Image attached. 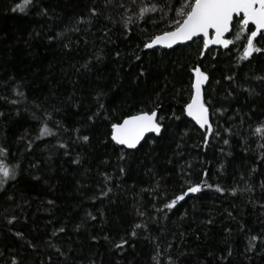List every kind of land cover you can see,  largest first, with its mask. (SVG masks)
<instances>
[{
    "label": "trees",
    "instance_id": "trees-1",
    "mask_svg": "<svg viewBox=\"0 0 264 264\" xmlns=\"http://www.w3.org/2000/svg\"><path fill=\"white\" fill-rule=\"evenodd\" d=\"M17 2L21 0H0V97L7 98L0 99V112L4 113L0 117V146L9 148L13 159L21 161L22 167L29 173L41 176L36 181L31 175H24L15 189L17 195L27 201L22 208L16 209L21 219L15 223V229L23 231L40 251L33 255L31 249L21 248L23 241H17L8 232L6 224L2 222V216L7 214V205L2 201L0 246L11 251L21 250L29 257V264H39V261L48 264L49 253L52 254L51 264H63V258H59L42 241L48 238L53 225H66V233L61 234L59 241L54 239L53 243H58L64 249L70 246L74 250L71 255L75 258V264H88L90 259L95 260L96 264H154V243H150V240L156 239H159L162 250L159 257L161 264H168L169 257L173 264H228L221 257L227 255L224 250L229 246L233 250L230 264H264V253H250V259L241 255L243 244L247 242L240 231L241 225L253 233L264 229V217L260 216L264 209H260L255 202L264 200V192L259 187L260 182L264 181V165L260 162L254 164L257 161L256 145L249 141L252 150L246 153L240 134L230 139V146L216 139L205 149L202 131L198 130L194 122L183 117L181 121L171 122L172 127L164 140L155 146L150 144L125 160H119L112 148L103 142L106 139L104 128H97L91 146L72 143L75 140L72 128L78 126L80 118L75 115L77 109L67 107L53 113L52 119L61 121V129H57L51 120L46 121L58 135L36 139L45 118L33 107V101L48 98L51 103L58 104L75 89L76 98H82L87 104L89 92L113 79L120 86L117 92L130 97L146 98L163 90L162 111H178L181 105L173 100V94L181 83H186L181 80L180 69L176 64L181 54L177 52L172 56H162L168 50H161L153 58L151 54L141 53L143 67L148 71L137 80L138 69L135 65L138 62L131 58L130 53L139 43L136 39L138 34L134 33L131 39L124 41L114 29L115 44L109 45V50L119 48L125 54V59L119 63L105 59L87 77H81L74 74L69 65L83 63L86 55L83 47L68 55L66 50L58 46L48 47L47 42H41L39 38L32 39L29 46L26 42L30 34L33 31H47V25L36 16L11 12L10 8ZM45 3L65 21L85 12L88 7V0H45ZM56 23L59 24V21ZM188 52L194 59L195 49L187 50L185 55ZM218 53L220 63L213 71L220 78L235 63L237 52L234 49L229 55L225 54L224 49H219ZM205 63L216 61L209 56ZM252 67L264 69V58H257ZM244 71L248 72L249 69ZM10 77L23 83L21 90L26 100L13 94ZM213 87L212 96L217 104L232 105L224 117L213 118L219 121L221 134L227 138L223 128L235 127V121L227 120L226 117L236 108L246 110V103L242 97L236 101L222 100L224 84ZM50 92L54 95L49 96ZM186 98L185 92L181 100ZM12 99L19 102L10 103ZM116 103H119L118 99ZM257 115L261 114L257 112ZM261 118L264 119V115ZM213 127H216L215 123ZM63 128L68 131H63ZM244 135L247 136V131ZM30 140L34 143L29 151L26 149ZM59 141L70 145L69 155H64L65 149L58 147ZM177 143H181L179 151L183 152L182 156L174 155ZM77 157L81 160L79 165L72 162ZM169 160L173 162L169 164ZM30 162L38 163L39 168H29ZM188 164L192 167L189 168ZM120 166L126 169L124 174L119 172ZM253 166L258 170L249 178ZM205 171L206 178L203 175ZM105 173L112 178L109 184L112 187L109 194L111 202L108 198L92 199L100 196ZM242 176L245 179L242 180ZM202 179H206L213 187H205L196 196L186 198L182 206L169 213L167 218L155 212L153 204L159 205L161 200L155 198L156 193L152 189H157L161 197L167 195L170 198L178 194L182 186H186V180L199 183ZM246 184L255 186L253 193L244 190ZM216 185L226 191L223 194L216 192ZM233 188L237 189L236 195H231ZM48 200H53L55 205H49ZM135 208H142L157 217V220L155 223L149 220V231L134 241V249L127 248L121 256L118 250H113L103 240V236L109 235L118 241L130 232L134 223L141 219L135 214ZM86 212L97 215V221H91L90 226L74 232V225L85 218ZM101 212L104 214L103 219L100 217ZM229 212L232 217H229ZM209 220L212 223H208ZM93 235L98 237V243L92 240ZM169 244H172L170 250Z\"/></svg>",
    "mask_w": 264,
    "mask_h": 264
},
{
    "label": "snow or ice",
    "instance_id": "snow-or-ice-1",
    "mask_svg": "<svg viewBox=\"0 0 264 264\" xmlns=\"http://www.w3.org/2000/svg\"><path fill=\"white\" fill-rule=\"evenodd\" d=\"M10 11L26 16H36L44 21V25H47V31H33L30 34L29 41L26 42L29 46L32 39L39 38L41 42L46 41L48 47L58 46L66 50L68 55L78 52L83 47L86 53L83 63L69 65L74 74L81 77H87V74L103 64L105 59H112L115 63L125 59V54L119 48L109 50V45L115 44L114 29L119 32L124 41L131 39L134 33L138 34L136 39L139 43L130 53L131 58L138 62L135 65L138 69L135 77L137 80L144 77L148 71L143 67L144 61L141 53L151 54L153 58L161 50H168L163 52L162 56H172L177 52L181 54L176 64L180 69L181 80L186 83H181L173 94V100L181 105L178 111L172 110L170 113L162 111L163 90L154 92L146 98L130 97L117 92L120 86L117 80L113 79L110 83L98 85L89 92L90 99L87 104L82 98L79 100L76 98L75 89L58 104L51 103L48 98L43 100L37 98L33 101V107L45 118L36 139L58 135L46 121L51 120L57 129H61V121L53 120V113L73 107L77 109L75 115L80 119L78 126L74 125L72 128V132L75 133V140L72 143L91 146L97 128H104L106 139L103 142L112 148L119 160H125L128 156L141 152L150 144L155 146L164 140L172 127L171 122L181 121L183 117H186L198 126V130L202 131V142L205 149L212 140L216 139L222 140L223 145L230 146V139L240 134L246 153L252 150V144L249 141L256 145L257 161L254 164L260 162L264 165V119L261 118L264 115V69L252 67L257 58H264V0H88L87 10L67 21L55 15L45 0H21L15 3ZM56 21H59V24ZM193 48L195 49L194 59L190 52L185 55L187 50ZM219 49H224L225 54L229 55L235 49L237 55L229 71L217 78L213 70L217 69L220 63L217 58ZM209 56L216 63H205ZM246 68L249 69L248 72L244 71ZM10 80L13 82L11 84L13 94L26 100L27 97L21 90L23 83L16 81L15 77H10ZM221 84H224L225 93L221 97L222 100L236 101L242 97L246 103V110L236 108L231 115L226 117L227 120L235 121V127L223 128V133L227 138L221 134L219 121L213 119L216 116L224 117L228 112V107L232 106L231 104L227 106L217 104L212 96L215 90L213 86ZM185 92L187 98L181 100ZM52 95L54 93L50 92L49 96ZM0 99L7 98L0 97ZM9 102L16 104L19 101L12 99ZM49 107H51V112ZM257 112L261 115H257ZM3 115L4 113L0 112V117ZM62 130L68 131L67 128ZM245 131H247V136L244 135ZM33 143L34 141L30 140L26 150L30 151ZM58 147L65 149L64 155L70 154L68 143L59 141ZM180 148L181 143H177V151L174 155H183V152L179 151ZM72 162L77 165L81 164L79 157ZM172 162V160L168 161L169 164ZM188 167L191 168L192 165L188 164ZM29 168L38 169L39 164L30 162ZM257 170V167L253 166L250 169L249 178ZM125 171L123 166L119 167L121 174ZM24 175H31V178L36 181L41 179L40 175L29 173L23 168L21 161L14 160L9 148L0 146V201L7 205L5 208L7 214L2 216V222L6 224L8 232L14 239L23 241L21 248L31 249L32 254L35 255L40 251L37 244L27 239L23 231L15 229V223L21 219L16 209L22 208L27 203L15 191L20 178ZM203 175L206 178L207 172L205 171ZM111 179L110 175L104 174L105 183L100 188V196L92 198L93 200L108 198L111 202L109 195L112 192V187L109 186ZM241 179L245 177L242 176ZM185 185L178 194H173L170 198L167 195L161 197L157 189H152L156 193L155 198L161 200L159 205L153 204L155 212L162 213L167 218L169 213L178 206H182L186 198L196 196L205 187H213L207 183L206 179H202L199 183L186 180ZM259 187L264 192V181L260 182ZM254 189V185L246 184L244 190L253 193ZM215 191L223 194L226 189L216 185ZM236 194L237 189L233 188L231 195ZM255 202L260 209H264V200ZM47 203L55 205L53 200H48ZM135 214L141 218L140 222L134 223L131 231L121 236L118 241L109 235L103 236V240L113 250H118L121 256L127 248L134 249L136 246L134 241L149 231L148 221L155 223L157 220V217L142 208H135ZM228 215L232 217L231 212ZM103 216L101 212L102 219ZM146 216L147 220L144 219ZM260 216L264 217V212H261ZM91 221H97V215L86 212L85 218L74 225L73 231L80 232L82 228L90 226ZM207 222L212 223L211 220ZM49 223L52 222L49 221ZM240 231L247 241L243 244L241 252L245 259L251 258L250 253H264V229L253 233L252 230L241 225ZM64 233H66V225L58 227L53 225L50 235L42 243L53 249L59 258H63V264H75V258L71 255L74 250L70 246L64 249L58 243H53L54 239L59 241L61 234ZM144 238L149 239L147 236ZM92 240L99 242L95 235L92 236ZM150 243H154L155 254L152 256L154 264H161L159 257L162 250L159 246V239L150 240ZM171 247L172 244H169V250ZM224 251L227 255L221 259L230 264V258L233 256L231 246ZM51 256L52 254L49 253L48 264H51ZM0 264H29V257L19 249L11 251L0 246ZM39 264H45V262L39 261ZM88 264H96V261L90 259ZM168 264H173L171 257L168 259Z\"/></svg>",
    "mask_w": 264,
    "mask_h": 264
}]
</instances>
